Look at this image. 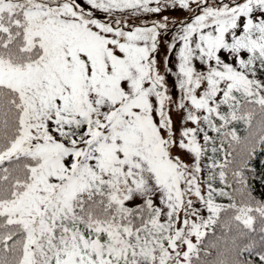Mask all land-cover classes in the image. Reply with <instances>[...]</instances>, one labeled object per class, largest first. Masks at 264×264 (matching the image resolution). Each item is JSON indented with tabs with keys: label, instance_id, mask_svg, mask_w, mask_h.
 <instances>
[{
	"label": "snow or ice",
	"instance_id": "obj_1",
	"mask_svg": "<svg viewBox=\"0 0 264 264\" xmlns=\"http://www.w3.org/2000/svg\"><path fill=\"white\" fill-rule=\"evenodd\" d=\"M259 156L264 0H0V264H264Z\"/></svg>",
	"mask_w": 264,
	"mask_h": 264
},
{
	"label": "trees",
	"instance_id": "obj_2",
	"mask_svg": "<svg viewBox=\"0 0 264 264\" xmlns=\"http://www.w3.org/2000/svg\"><path fill=\"white\" fill-rule=\"evenodd\" d=\"M254 163V169H255V179L257 182V185H259V182L262 177H264V156H259L256 158Z\"/></svg>",
	"mask_w": 264,
	"mask_h": 264
},
{
	"label": "rangeland",
	"instance_id": "obj_3",
	"mask_svg": "<svg viewBox=\"0 0 264 264\" xmlns=\"http://www.w3.org/2000/svg\"><path fill=\"white\" fill-rule=\"evenodd\" d=\"M164 15H169L170 18L175 16V17H180L182 15H184V13L177 11V10H170L168 12H165ZM149 17H145V19H148ZM170 82H171V78H170Z\"/></svg>",
	"mask_w": 264,
	"mask_h": 264
}]
</instances>
